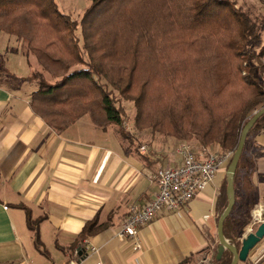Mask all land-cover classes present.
Listing matches in <instances>:
<instances>
[{
  "label": "trees",
  "instance_id": "trees-1",
  "mask_svg": "<svg viewBox=\"0 0 264 264\" xmlns=\"http://www.w3.org/2000/svg\"><path fill=\"white\" fill-rule=\"evenodd\" d=\"M89 1L74 19L56 0H0V36L23 41L42 67L24 79L37 87L30 102L37 116L60 133L89 116L100 130L117 127L123 140H132L124 125L129 103L137 134L235 152L249 119L264 107V44L257 49L264 14L258 19L233 0ZM263 130L264 115L247 136L235 176L236 203L223 224L224 238L238 250L255 208L249 143ZM227 185L217 198L219 219L229 204ZM239 190L247 198L244 208ZM27 220L41 250L39 221L29 212ZM95 225L88 223L82 236ZM217 254L210 264L232 263L231 251L221 259Z\"/></svg>",
  "mask_w": 264,
  "mask_h": 264
},
{
  "label": "crops",
  "instance_id": "crops-1",
  "mask_svg": "<svg viewBox=\"0 0 264 264\" xmlns=\"http://www.w3.org/2000/svg\"><path fill=\"white\" fill-rule=\"evenodd\" d=\"M5 69L8 74L0 75V264H179L216 253L217 198L228 178V163L179 213L162 210L142 227L137 252L117 232L133 205L154 198L157 171L182 165V142L150 136L139 140L138 150L114 127L102 131L94 126L89 116L56 132L31 107L35 89L28 86L35 84L24 79L34 71L20 76L8 65ZM249 146L255 163L250 200L256 210L264 208V130ZM239 198L243 207L247 198L241 190ZM254 210L243 239L250 234ZM28 212L39 221L41 250L34 246ZM94 220L91 235L83 237ZM238 264H264V239Z\"/></svg>",
  "mask_w": 264,
  "mask_h": 264
},
{
  "label": "built area",
  "instance_id": "built-area-1",
  "mask_svg": "<svg viewBox=\"0 0 264 264\" xmlns=\"http://www.w3.org/2000/svg\"><path fill=\"white\" fill-rule=\"evenodd\" d=\"M142 150L144 151L145 148L142 147ZM178 153L182 156V165L177 168H161L157 171L154 176L158 183V191L154 198L143 206L133 205L117 232L119 240L131 243L137 252L142 245L140 242L142 227L150 225L162 210L179 213L207 186L214 183L219 169L234 155L232 152L199 155L186 144L178 148ZM262 223H264V208L260 207L253 212V222L249 233H254L256 231L254 226L258 227ZM68 264H78V262L71 260Z\"/></svg>",
  "mask_w": 264,
  "mask_h": 264
},
{
  "label": "rangeland",
  "instance_id": "rangeland-1",
  "mask_svg": "<svg viewBox=\"0 0 264 264\" xmlns=\"http://www.w3.org/2000/svg\"><path fill=\"white\" fill-rule=\"evenodd\" d=\"M235 3H237V7H242L244 10H250L253 13V16L258 17V19L262 18L264 14V0H233ZM60 11L63 13L70 15L74 19H79L85 9L89 8L90 1L89 0H56ZM264 44V35L261 40V44L257 49H259ZM27 50L26 45L23 41L18 40L14 36H9L6 34H2L0 36V64H2L5 68L8 65V67L12 70H16L20 76H27L30 74L31 70L32 72L35 71H42V67L38 64V61L35 56L31 55ZM28 55V56H26ZM8 56H11V64L6 65V59ZM30 62V63H29ZM10 65V66H9ZM1 69V65H0ZM0 75L4 76V73L0 71ZM260 79L263 82L264 85V73L259 74ZM29 89H36V85L28 86ZM127 108V116L125 117V129L131 136V138L135 139L137 138V141L139 142L140 139L149 138L152 136L151 133L143 132L141 134H137L134 130V127L132 125V118L135 115V108L132 104L126 103ZM114 129L117 131L118 128L114 127ZM132 140H124L127 144L130 146H134ZM189 145L190 148L193 149L195 153H198L195 148H193V145H196L195 142H182L181 145ZM202 153H198L200 155L206 153H216V151L211 149L207 150H201ZM234 154L233 151H229ZM227 153V152H226ZM215 254V253H214ZM212 253H207L205 256L201 257V259L196 260L195 264H210L212 260V256L214 255Z\"/></svg>",
  "mask_w": 264,
  "mask_h": 264
},
{
  "label": "water",
  "instance_id": "water-1",
  "mask_svg": "<svg viewBox=\"0 0 264 264\" xmlns=\"http://www.w3.org/2000/svg\"><path fill=\"white\" fill-rule=\"evenodd\" d=\"M264 115V107L261 110H256L255 115L249 119V122L246 124L244 127L243 131L241 132V137L239 144L237 145V149L234 152L233 158L231 159L232 162L228 168L227 173V182H228V199H229V204L226 208L225 211H223L222 216L219 219L218 222V237L219 238V248L216 250L217 258L221 259L224 253V250L231 251L234 255L233 261L230 264H238L240 262H246L250 252L252 249H255V247L264 239V223L258 226L256 231L254 233H250L249 235L245 236V238L242 240V248L238 250L236 247L232 246L229 241L224 238V222L225 220L229 217L231 214V211L233 210V207L236 203V196H235V176H236V171L237 167L239 164V161L242 155V152L244 150V145L246 143V139L248 134L250 133V130L253 128L257 120Z\"/></svg>",
  "mask_w": 264,
  "mask_h": 264
}]
</instances>
